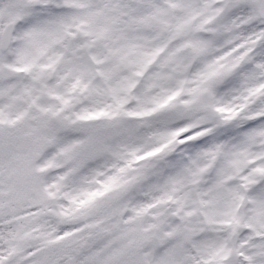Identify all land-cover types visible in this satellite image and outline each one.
Here are the masks:
<instances>
[{
  "label": "snow or ice",
  "instance_id": "snow-or-ice-1",
  "mask_svg": "<svg viewBox=\"0 0 264 264\" xmlns=\"http://www.w3.org/2000/svg\"><path fill=\"white\" fill-rule=\"evenodd\" d=\"M0 264H264V0H0Z\"/></svg>",
  "mask_w": 264,
  "mask_h": 264
}]
</instances>
